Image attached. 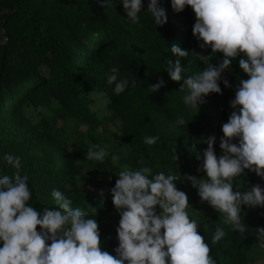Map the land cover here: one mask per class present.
I'll use <instances>...</instances> for the list:
<instances>
[{"label":"trees","instance_id":"obj_1","mask_svg":"<svg viewBox=\"0 0 264 264\" xmlns=\"http://www.w3.org/2000/svg\"><path fill=\"white\" fill-rule=\"evenodd\" d=\"M147 3L144 0L139 24L132 25L119 0L107 9L97 0H0V156L21 158L20 171L27 175L32 194L30 206L38 211L56 207L51 191H62L73 207L96 217L102 248L113 255L120 217L110 189L117 172L149 167L152 173H171L188 199L201 200L183 177L204 176L195 150L206 149L203 139L215 133L207 110L218 112L220 122L228 119L236 86L247 79L238 57L224 73L231 87L221 84L222 94L206 96L195 114L183 104L182 81H172L164 67L176 59L169 49L172 44L189 51L181 60L186 76L207 68L198 57L211 50L201 49L192 33L196 17L190 6L176 12L170 0H159L167 23L155 27ZM221 57L210 62L216 65ZM113 67L122 78H136V87L115 95L105 81ZM161 78L164 86L148 93V85ZM178 117L187 125L176 126ZM149 136H157V143L146 145ZM108 141L118 145L109 153L121 154L116 165L110 156L103 164L85 158L89 145L102 147ZM219 143L214 144L218 156ZM14 171L0 163V173ZM236 179L241 191L255 184L264 187V180L248 170ZM202 205L203 210L200 205L187 210L205 241L210 243L216 227L225 231L219 242L210 244L216 264H247L248 252L258 241L255 228L264 227V207L244 206L241 223L246 231L240 233L223 223V213L209 209L207 202Z\"/></svg>","mask_w":264,"mask_h":264},{"label":"clouds","instance_id":"obj_2","mask_svg":"<svg viewBox=\"0 0 264 264\" xmlns=\"http://www.w3.org/2000/svg\"><path fill=\"white\" fill-rule=\"evenodd\" d=\"M119 2L126 20L139 24L144 0ZM97 3L104 9L114 8L115 0ZM170 6L176 12L191 7L196 17L192 33L201 49L211 50L198 57L207 68L186 76L181 60L189 57V51L178 44L169 48L176 59H169L164 69L172 81H182L179 91L184 93L186 107L197 114L206 96L222 94L221 84L231 87L224 73L238 57L239 68L247 75L236 86L230 101L233 111L221 126L222 154H216L214 135L204 138L207 148L202 152L191 147L204 176L183 177L197 189L201 202L223 213L224 224L244 233V206L264 207V187L255 184L241 191L236 179L248 170L264 180V0H170ZM146 11L155 27L167 23L159 0H148ZM218 54L222 57L213 65L210 61ZM105 81L115 95L137 84L136 78H122L115 67ZM164 84L162 78L149 84L148 93ZM187 123L183 117L175 122L176 126ZM158 139L149 136L143 142L153 145ZM109 156L99 145H89L85 158L103 164ZM110 160L116 165L118 157L111 155ZM0 163L15 169L12 175L0 173V264H216L210 244L225 236L224 228L216 227L210 243L205 241L197 221L189 217L188 196L177 188L179 178L171 173H152L149 167H125L117 172L118 179L110 189L120 217L113 255L101 246L96 217L73 207L72 200L58 189L51 191L56 207L36 210L28 203L32 194L27 175L20 171L21 158L4 153ZM255 232L256 239L264 242V227L258 226Z\"/></svg>","mask_w":264,"mask_h":264},{"label":"rangeland","instance_id":"obj_3","mask_svg":"<svg viewBox=\"0 0 264 264\" xmlns=\"http://www.w3.org/2000/svg\"><path fill=\"white\" fill-rule=\"evenodd\" d=\"M207 113L209 115V121L210 124L214 127V132L213 135L216 137V144L220 142L218 136H222L223 133L221 131V126L223 123L227 122L228 119H225L224 121L220 122V119L218 118L219 113L216 112L215 110H212L211 108L207 110ZM231 113V111L228 112L229 116ZM235 142V141H234ZM101 148H104L108 153H110L111 151H116L118 149V145L113 142V141H108L107 143H105ZM118 159L121 157V154H119L118 152L115 154ZM203 202H201V200H199L198 198L189 199V205H200L202 208L199 210H203ZM209 209H213L212 207H209ZM205 210V209H204ZM189 214H192L191 212H189V210H187ZM195 216H199L200 214H193ZM101 233V232H100ZM104 241L102 238V234H101V246L103 247ZM247 264H264V242H260L257 241L249 250L248 252V263Z\"/></svg>","mask_w":264,"mask_h":264},{"label":"built area","instance_id":"obj_4","mask_svg":"<svg viewBox=\"0 0 264 264\" xmlns=\"http://www.w3.org/2000/svg\"><path fill=\"white\" fill-rule=\"evenodd\" d=\"M178 188V187H177ZM179 189V188H178ZM180 190V189H179Z\"/></svg>","mask_w":264,"mask_h":264}]
</instances>
